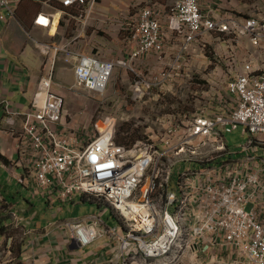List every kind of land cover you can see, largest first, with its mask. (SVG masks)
I'll return each mask as SVG.
<instances>
[{"label":"built area","instance_id":"built-area-1","mask_svg":"<svg viewBox=\"0 0 264 264\" xmlns=\"http://www.w3.org/2000/svg\"><path fill=\"white\" fill-rule=\"evenodd\" d=\"M21 1L0 0V9L12 16ZM58 1L66 10L77 9L79 17L92 16L98 2ZM54 19L40 15L37 23L48 27ZM167 24L186 42L203 31L250 37L256 46L264 40V24L257 19L216 21L205 12L202 0L177 1L169 8ZM132 33L138 47L120 61L95 51L84 54L76 40L55 46L36 41L46 56L47 72L32 109L22 113L9 100L0 101L11 126L23 116V130L16 136L20 154L30 158L34 181L56 201L69 203L85 196L111 209L121 228L101 231L97 216L66 225L81 247L104 234L111 237L121 264H177L190 251L203 253L204 243L214 245L213 254L234 249L250 264H264V68L259 64L247 63L229 81L231 100L224 110L189 114L190 119L174 122L162 133L121 144L118 119L111 116L83 134L76 127L61 131L69 113L64 96L54 91L59 59L74 69L75 86L94 94L107 91L118 65L135 72L136 99H144L170 77L163 72L147 81L138 70L140 59L166 50L156 9L145 8ZM241 128L246 142L230 146L227 135Z\"/></svg>","mask_w":264,"mask_h":264},{"label":"crops","instance_id":"crops-1","mask_svg":"<svg viewBox=\"0 0 264 264\" xmlns=\"http://www.w3.org/2000/svg\"><path fill=\"white\" fill-rule=\"evenodd\" d=\"M176 1L99 0L89 17H79L77 9H64L58 0H23L15 4L12 16L7 9H0V101L9 100L12 108L19 112L32 109L39 82L47 72L46 56L36 41L55 46L76 40V47L84 54L95 51L108 60L129 59L138 47L132 31L142 11L153 7L162 19L164 32L167 29L170 33L167 47L168 41L178 38L167 24L169 8ZM220 1L202 0V4L205 12L223 21L230 14L217 6ZM40 15H53L55 19L46 27L37 23ZM235 41L237 46L234 40L228 39L224 47L225 50L229 46L239 49L235 58L237 70H242L249 62L264 61V45L254 46L249 37ZM146 63L150 65L155 61L140 59L139 72L146 68ZM122 68L118 65L115 73ZM121 77L124 83H129L128 75L121 74ZM75 85L74 69L59 59L54 91L64 95ZM64 128L75 127L68 123L60 127L61 131ZM22 130L23 116L11 126L5 107L0 106V264H121L111 237L103 235L86 247L79 246L73 239L66 224L78 221L63 218L67 212L64 206L77 203L78 196L69 203H62L38 186L29 167L30 158L22 157L19 152L16 133ZM83 201L89 200L83 196ZM109 226L102 225L99 229L103 231ZM110 227L121 228L118 217L117 225ZM226 255L217 256L224 263Z\"/></svg>","mask_w":264,"mask_h":264},{"label":"rangeland","instance_id":"rangeland-1","mask_svg":"<svg viewBox=\"0 0 264 264\" xmlns=\"http://www.w3.org/2000/svg\"><path fill=\"white\" fill-rule=\"evenodd\" d=\"M217 6L230 14L223 20L254 18L261 25L264 24V0H221ZM208 14L216 21H222L212 13ZM176 35L178 38H173L172 42L168 41L163 54L151 53L144 59V61L148 58L154 59L155 63L150 65L146 63L147 66L142 70L141 76L151 81L160 73L167 72L170 77L165 83L162 82L156 88H152L144 99H136L132 87L136 74L130 68L123 66L124 68L114 73L105 93L94 94L75 86L73 90H68L69 93L62 94L69 113L67 122L79 131H86L94 129L96 123L111 116L118 119L119 133L122 126L128 123L133 130H136L138 139H142L147 133H162L174 122L190 119L189 114L196 112L209 114L212 111L224 110L227 102L231 100L227 85L235 77L236 72H240L237 70L235 60L239 55V49L229 46L225 50L224 45L229 39L234 40L233 44L237 46L235 40L239 37L235 34L203 31L195 36L193 41L186 42L183 35L175 33L174 36ZM163 36L166 45V40L171 38L167 29ZM263 45L264 40L258 47ZM259 65L264 66V61H260ZM228 69H231V72L227 71ZM121 74L129 76V83L122 81ZM219 97L227 100L221 103ZM226 140L233 147L246 142L242 128L229 133ZM91 201H83V196H78L77 203L64 206L67 212L63 218L79 221L97 216L100 217L102 225H117V217L111 209L105 208L102 202ZM251 208L252 205H249L248 210ZM68 229L73 236V230L70 227ZM213 240L211 239L212 242ZM213 246L201 244L203 253L198 255L190 251L177 264H250L244 259L245 256H237L234 249H229V253L226 252L227 255L222 263L218 256L212 253Z\"/></svg>","mask_w":264,"mask_h":264},{"label":"trees","instance_id":"trees-1","mask_svg":"<svg viewBox=\"0 0 264 264\" xmlns=\"http://www.w3.org/2000/svg\"><path fill=\"white\" fill-rule=\"evenodd\" d=\"M132 130V127H130L128 123L122 126L118 139L121 144H129L138 139L139 136L136 133V130Z\"/></svg>","mask_w":264,"mask_h":264},{"label":"clouds","instance_id":"clouds-1","mask_svg":"<svg viewBox=\"0 0 264 264\" xmlns=\"http://www.w3.org/2000/svg\"><path fill=\"white\" fill-rule=\"evenodd\" d=\"M98 1H99V0H98ZM97 3H98V2H97ZM96 6H97V4H96ZM96 6H95V7H96ZM93 11H94V10H93ZM43 25H44V24H43ZM0 106L3 107V105H0ZM5 111H6V110H5ZM6 116L8 117L7 113H6ZM7 119H8V118H7ZM17 120H18V119H17Z\"/></svg>","mask_w":264,"mask_h":264},{"label":"bare ground","instance_id":"bare-ground-1","mask_svg":"<svg viewBox=\"0 0 264 264\" xmlns=\"http://www.w3.org/2000/svg\"><path fill=\"white\" fill-rule=\"evenodd\" d=\"M22 113H23V112H22ZM79 133H80V134H83V131H80Z\"/></svg>","mask_w":264,"mask_h":264}]
</instances>
